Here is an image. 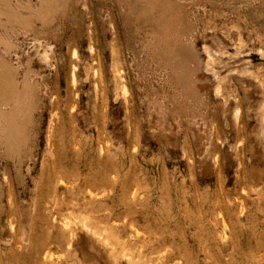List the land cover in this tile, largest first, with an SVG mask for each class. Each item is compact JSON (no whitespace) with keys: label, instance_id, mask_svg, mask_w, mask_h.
<instances>
[{"label":"rangeland","instance_id":"374dc122","mask_svg":"<svg viewBox=\"0 0 264 264\" xmlns=\"http://www.w3.org/2000/svg\"><path fill=\"white\" fill-rule=\"evenodd\" d=\"M4 1L0 264H264V0Z\"/></svg>","mask_w":264,"mask_h":264},{"label":"bare ground","instance_id":"6f19581e","mask_svg":"<svg viewBox=\"0 0 264 264\" xmlns=\"http://www.w3.org/2000/svg\"><path fill=\"white\" fill-rule=\"evenodd\" d=\"M42 1H46V0H42ZM0 5H5V1L4 0H0ZM4 7V6H3ZM5 8H6V5H5ZM6 69H8V68H6ZM9 70V69H8ZM7 72V71H6ZM8 73V72H7ZM7 73H3V72H1L0 73V103H2V104H6V103H13L14 105H15V107L16 108H18V106L19 107H21L22 106V104L21 105H18L17 103L19 102V101H21V90L24 88V87H20V92H19V90L17 89V81L13 78V76H12V74H10V75H7ZM13 75H15V73L13 74ZM24 80V79H23ZM22 80V81H23ZM24 83H26V81L24 80L23 81V85L24 86H26ZM22 84V83H21ZM22 85V86H23ZM25 88H27V86L25 87ZM218 89V88H217ZM24 92V91H23ZM22 92V93H23ZM27 92V90L25 91V95L24 96H26V93ZM24 94V93H23ZM26 98V97H25ZM24 98V99H25ZM25 101V100H24ZM22 102V101H21ZM20 102V103H21ZM13 108L14 110L13 111H10V112H3V111H0V114L2 115V117H3V119L5 120V121H7L8 123H10V125H12L11 123V119H13L14 117H15V109L16 108ZM18 109H20V108H18ZM15 119V118H14ZM82 218V217H81ZM73 219V218H72ZM74 220H76V219H74ZM82 224H84L83 222H81ZM86 228H88V227H86ZM89 229V228H88ZM90 232H92V231H90ZM107 240V239H106ZM105 242H107V241H105ZM107 245V244H106ZM108 246V245H107ZM109 248V247H108ZM127 252H129V251H127ZM50 254V253H49ZM122 258V257H121ZM137 261V260H136Z\"/></svg>","mask_w":264,"mask_h":264}]
</instances>
